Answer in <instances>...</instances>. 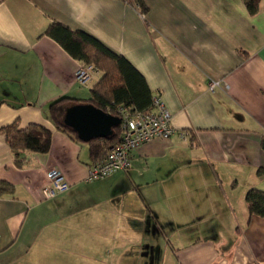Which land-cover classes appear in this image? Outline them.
Wrapping results in <instances>:
<instances>
[{"label": "crops", "instance_id": "0c3cea01", "mask_svg": "<svg viewBox=\"0 0 264 264\" xmlns=\"http://www.w3.org/2000/svg\"><path fill=\"white\" fill-rule=\"evenodd\" d=\"M144 2L0 0V179L15 186L0 197V264H264V217L245 199L264 190V0L255 14L245 0ZM52 22L125 57L172 112L175 134L128 170L88 181L90 144L49 117L101 76L76 81L82 61L44 34ZM15 121L51 130L50 150L17 164L1 132ZM51 169L71 186L46 198Z\"/></svg>", "mask_w": 264, "mask_h": 264}, {"label": "trees", "instance_id": "16d2710c", "mask_svg": "<svg viewBox=\"0 0 264 264\" xmlns=\"http://www.w3.org/2000/svg\"><path fill=\"white\" fill-rule=\"evenodd\" d=\"M143 13L147 12L144 0H135ZM246 6L251 14L259 9L260 0H245ZM56 40L69 54L79 59L84 64L99 65L100 79L91 89L92 97L89 101L103 110L109 112L117 105H123L131 110L148 111L153 102L151 90L141 73L123 56L118 55L107 48L103 43L90 34L73 30L70 27L52 22L44 33ZM75 103V99L61 97L53 101L48 107L49 117L57 127L66 132L77 141H81L75 131L63 123L66 107ZM7 143L15 156L17 164H22L20 154L25 151L47 153L52 143L51 130L38 125L31 124L21 128L15 121L1 129ZM122 126L115 129L110 138H98L90 142L92 156L95 163L107 156L113 146L122 139ZM264 149V137L261 140ZM264 168L259 169L263 173ZM15 186L7 180L0 179V197L13 195ZM250 217H264V190L251 188L245 196Z\"/></svg>", "mask_w": 264, "mask_h": 264}, {"label": "built area", "instance_id": "2783aa9c", "mask_svg": "<svg viewBox=\"0 0 264 264\" xmlns=\"http://www.w3.org/2000/svg\"><path fill=\"white\" fill-rule=\"evenodd\" d=\"M98 70L92 64L79 65L75 73L76 81L81 85L90 83ZM221 81L212 80L209 89L214 91L221 87ZM112 112L122 120V139L113 146L107 156L92 164L87 175L88 181L106 178L118 171H126L131 166L132 154L143 144L156 139H169L176 132L172 124L173 115L160 95L153 97L151 108L148 111L131 110L123 105H117ZM188 132H181L183 138ZM48 184L43 188L46 198H53L59 193L67 191L71 184L62 171L51 169L48 172Z\"/></svg>", "mask_w": 264, "mask_h": 264}, {"label": "water", "instance_id": "95a60500", "mask_svg": "<svg viewBox=\"0 0 264 264\" xmlns=\"http://www.w3.org/2000/svg\"><path fill=\"white\" fill-rule=\"evenodd\" d=\"M121 118L91 102L75 103L66 107L63 123L75 131L83 142L110 138L121 125Z\"/></svg>", "mask_w": 264, "mask_h": 264}, {"label": "rangeland", "instance_id": "374dc122", "mask_svg": "<svg viewBox=\"0 0 264 264\" xmlns=\"http://www.w3.org/2000/svg\"><path fill=\"white\" fill-rule=\"evenodd\" d=\"M99 65H96L95 67H96V69L98 70V72H100V70H99V67H98ZM97 74V73H96ZM90 91V90H89ZM91 94V93H90Z\"/></svg>", "mask_w": 264, "mask_h": 264}]
</instances>
